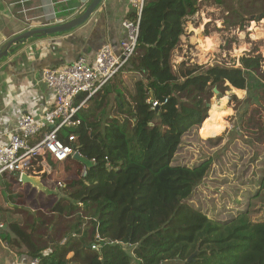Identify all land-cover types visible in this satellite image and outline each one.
Here are the masks:
<instances>
[{
    "label": "trees",
    "instance_id": "obj_1",
    "mask_svg": "<svg viewBox=\"0 0 264 264\" xmlns=\"http://www.w3.org/2000/svg\"><path fill=\"white\" fill-rule=\"evenodd\" d=\"M197 10L198 0H145L135 53L113 79L123 119L107 113V85L77 113L80 124L59 133L66 143L74 135L73 144L92 163L47 156L70 164L55 179L71 189L72 201H58L52 211H78L70 230L80 234L83 264H264V220L252 219L264 199V147L245 145L227 164L219 157L220 138L199 136L209 111L203 132L220 124L209 106L215 95L249 90L264 109V59L243 56L240 67L184 66L176 72L173 53ZM241 101L231 92L229 105L238 108ZM254 123L258 128L245 129L239 139L262 144L264 123ZM10 180L5 188L11 203L1 207L17 214L29 184ZM6 223L2 238L21 243L37 264H70L65 253L71 238L60 246L54 237L34 236L35 226L25 231L18 221Z\"/></svg>",
    "mask_w": 264,
    "mask_h": 264
},
{
    "label": "rangeland",
    "instance_id": "obj_2",
    "mask_svg": "<svg viewBox=\"0 0 264 264\" xmlns=\"http://www.w3.org/2000/svg\"><path fill=\"white\" fill-rule=\"evenodd\" d=\"M38 1L40 8L46 9L47 0ZM30 3L28 1L27 5ZM49 3L51 2L49 1ZM31 9L24 8V16L29 24L47 20V18L39 19L38 15H33ZM50 14L53 15V12ZM26 28L24 31L28 30V27ZM256 55H261L264 59V0H198V10L194 15L187 18L185 34L173 53V64L176 72H179L184 66L202 67L222 64L240 67L243 56ZM262 68L264 69V61ZM255 77L257 78V76ZM115 81L116 79L112 80L103 93L108 92L110 97L107 113L111 117L117 116L122 120L123 118L118 111L117 94L113 92ZM231 92H234L242 100L238 108L228 103ZM128 97L129 93L125 91L124 99H128ZM101 99V96L98 97V102H101ZM91 103L87 102L82 109L89 108ZM211 104V109L214 108L219 116L220 124L211 134L203 132V124L210 117L209 111L208 118L200 128L199 136L202 140H208L210 137L220 138L222 142L219 148L220 159L228 164L234 157H237L238 150L245 148V145L256 151H260L264 147V141L262 144H254V142L249 143L251 139L247 136H242L245 141L239 139L245 129L255 131L258 128L254 122L264 123V109L252 91L232 88L231 91H226L223 97L215 95ZM243 118L245 119L244 122ZM253 126L257 128H253ZM62 170H70V164H59L55 161L46 160L40 167H35L31 174L28 173L35 181L27 183L29 185L26 196L20 201L21 210L14 214L5 212L0 206V226L4 228L7 225L6 222L10 221H18L25 231L29 225L35 226L37 232L34 236L41 235L43 240L48 238L54 241L55 239L60 246L65 243V240L71 238L72 243L67 246L66 258L70 264H83L85 249L78 239L80 234L73 229L70 230L71 224L78 216V211L71 215L67 213L58 214L52 211L53 206L58 201H64L65 204L72 201L69 196L71 189L64 182L62 186L58 185L55 179L59 178ZM221 176L219 175V177ZM210 177H214V174L211 173ZM21 182L18 181V183ZM11 195L14 196V194ZM256 208L258 211L252 215V219L264 220V199L258 201ZM81 217L83 218L85 215ZM42 220H45V224H40ZM2 243H5L8 251L11 250L20 256H24L26 250L21 243L19 245L16 243L7 244L0 235V248L5 250ZM29 261L28 258V262L21 261L20 264H28ZM10 263L15 264L13 261Z\"/></svg>",
    "mask_w": 264,
    "mask_h": 264
},
{
    "label": "crops",
    "instance_id": "obj_3",
    "mask_svg": "<svg viewBox=\"0 0 264 264\" xmlns=\"http://www.w3.org/2000/svg\"><path fill=\"white\" fill-rule=\"evenodd\" d=\"M28 1L31 3L27 5ZM91 2L92 0H47L44 9L40 8L38 0H0V49L26 27L32 29L64 23L81 15ZM24 8H32L33 15L47 20L29 24L24 16ZM133 11L129 0H103L81 26L68 32L31 39L0 61V145L8 143L21 115L41 117L52 108L54 93L44 81L43 71L66 66L80 56L94 59L106 44L115 53H119L121 42L128 38L123 22L133 16ZM10 179H13L15 185L18 184V177L14 174L0 176V206L11 203L5 188ZM4 195L6 201H3ZM20 201L21 199L17 203L21 204ZM2 244L5 250L0 248V264H11V261L20 264L21 261L28 262V258V264L31 263L30 256H20L8 251L5 243Z\"/></svg>",
    "mask_w": 264,
    "mask_h": 264
},
{
    "label": "built area",
    "instance_id": "obj_4",
    "mask_svg": "<svg viewBox=\"0 0 264 264\" xmlns=\"http://www.w3.org/2000/svg\"><path fill=\"white\" fill-rule=\"evenodd\" d=\"M129 1L134 15L123 22L128 38L121 42L119 53L106 44L94 59L80 56L66 66L43 71L44 81L54 93L53 106L41 117L23 114L18 118L8 143L0 145V176L14 174L21 182L22 174L26 173L25 168L34 160L37 161V168L48 160V155L60 162L74 158L75 153L81 155L74 148L75 136L70 135L69 143H66L61 140L59 133L80 124V120L75 118L77 113L91 97L110 84L134 55L145 0ZM153 106H158V102H154ZM86 175L87 168L84 166L81 176ZM57 184L62 186V181ZM37 262L32 260L30 264Z\"/></svg>",
    "mask_w": 264,
    "mask_h": 264
},
{
    "label": "water",
    "instance_id": "obj_5",
    "mask_svg": "<svg viewBox=\"0 0 264 264\" xmlns=\"http://www.w3.org/2000/svg\"><path fill=\"white\" fill-rule=\"evenodd\" d=\"M102 1L103 0H92V2L81 15L72 18L71 20L66 21L64 23L50 26L35 27L15 35L11 39H9L5 43V45H3V47L0 49V61L9 56V54L12 53L16 48L27 43L31 39L44 38L53 34L68 32L81 26L90 18V16L102 3ZM214 90L217 94L219 93L216 88ZM209 106H211V104H209ZM74 148H77L76 145H74ZM74 158L81 160L88 166L92 163L91 160H88L87 158L81 156L79 153H75ZM21 181L23 183H33L35 179L31 177L28 173H23ZM193 256H191L189 260H192Z\"/></svg>",
    "mask_w": 264,
    "mask_h": 264
},
{
    "label": "bare ground",
    "instance_id": "obj_6",
    "mask_svg": "<svg viewBox=\"0 0 264 264\" xmlns=\"http://www.w3.org/2000/svg\"><path fill=\"white\" fill-rule=\"evenodd\" d=\"M206 41H207V40H206ZM206 130H207V131H211V129H210V125H207ZM36 162H37V161L34 160L30 166H28L27 168H25L26 173H29V174L32 173V171L34 170V167H35V165H36Z\"/></svg>",
    "mask_w": 264,
    "mask_h": 264
}]
</instances>
